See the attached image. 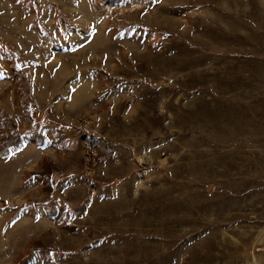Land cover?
<instances>
[{
  "label": "rangeland",
  "instance_id": "rangeland-1",
  "mask_svg": "<svg viewBox=\"0 0 264 264\" xmlns=\"http://www.w3.org/2000/svg\"><path fill=\"white\" fill-rule=\"evenodd\" d=\"M0 264H264V0H0Z\"/></svg>",
  "mask_w": 264,
  "mask_h": 264
}]
</instances>
